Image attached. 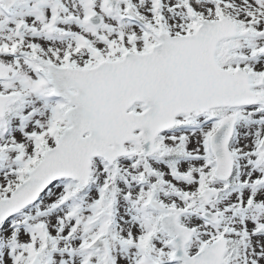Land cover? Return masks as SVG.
I'll list each match as a JSON object with an SVG mask.
<instances>
[{
    "label": "snow or ice",
    "instance_id": "snow-or-ice-1",
    "mask_svg": "<svg viewBox=\"0 0 264 264\" xmlns=\"http://www.w3.org/2000/svg\"><path fill=\"white\" fill-rule=\"evenodd\" d=\"M0 264H264V0H0Z\"/></svg>",
    "mask_w": 264,
    "mask_h": 264
}]
</instances>
